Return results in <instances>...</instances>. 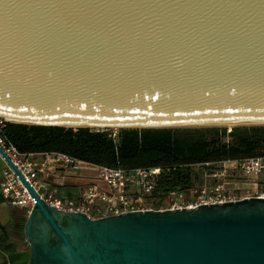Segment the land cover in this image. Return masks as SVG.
Returning <instances> with one entry per match:
<instances>
[{
	"label": "water",
	"instance_id": "95a60500",
	"mask_svg": "<svg viewBox=\"0 0 264 264\" xmlns=\"http://www.w3.org/2000/svg\"><path fill=\"white\" fill-rule=\"evenodd\" d=\"M0 117L264 124V0H0ZM34 198L29 264H264V199L91 219Z\"/></svg>",
	"mask_w": 264,
	"mask_h": 264
},
{
	"label": "built area",
	"instance_id": "2783aa9c",
	"mask_svg": "<svg viewBox=\"0 0 264 264\" xmlns=\"http://www.w3.org/2000/svg\"><path fill=\"white\" fill-rule=\"evenodd\" d=\"M7 123L0 117V148L40 197L63 212L83 213L91 219H101L137 211L195 209L243 199H264V157L215 164L212 172H203L207 178L203 185L172 190L162 201L156 197L160 168L126 171L84 162L62 153L22 154L2 134ZM110 128L113 127H96L94 130L108 132L117 140L118 130ZM0 158L4 163L0 182L3 201L24 208L29 214L35 204L34 198L1 155ZM225 163H230L232 169L228 170L225 165L219 168ZM82 169L91 175L93 181L79 193L64 194L62 190L68 187L66 178ZM238 178H243L244 183ZM148 202L156 203L151 207Z\"/></svg>",
	"mask_w": 264,
	"mask_h": 264
},
{
	"label": "trees",
	"instance_id": "16d2710c",
	"mask_svg": "<svg viewBox=\"0 0 264 264\" xmlns=\"http://www.w3.org/2000/svg\"><path fill=\"white\" fill-rule=\"evenodd\" d=\"M22 154L62 153L99 166L133 171L160 168L156 197L172 190L203 185L196 166L213 171L215 164L264 157V126L226 130L121 128L117 140L91 128H64L7 123L2 131ZM209 164L210 166H207ZM15 228L25 223L12 220ZM7 229V227H3Z\"/></svg>",
	"mask_w": 264,
	"mask_h": 264
},
{
	"label": "rangeland",
	"instance_id": "374dc122",
	"mask_svg": "<svg viewBox=\"0 0 264 264\" xmlns=\"http://www.w3.org/2000/svg\"><path fill=\"white\" fill-rule=\"evenodd\" d=\"M251 126H264V124H236L235 126H229L226 124H212V125H197V126H182V127H167L174 130H226L228 133L236 128H248ZM74 129H78V127H74ZM94 130V128H92ZM111 130H121V128ZM129 129V128H128ZM132 129V128H131ZM227 166L228 170L232 169L230 167V163H225L219 165V168H224L223 166ZM4 167V163L0 158V182H1V172ZM237 170V169H236ZM195 171L197 173H206V168L201 166H196ZM209 172V171H208ZM90 175V174H89ZM87 171L82 169L81 171L72 174L66 178V183H68V189H74L77 191H81L85 187H87L92 181L91 175L89 176ZM203 175V174H202ZM229 180V179H228ZM240 183H244L243 178L237 179ZM208 181H213V179H208ZM233 181V179H232ZM78 187V188H74ZM66 188L63 189L66 191ZM65 191L63 192L65 194ZM163 201V200H162ZM156 202H148V206H154ZM164 203V202H163ZM27 212L24 208L10 206L3 201L0 190V264H15L16 261L20 258L22 252L29 253L30 247L28 241L26 240V236L24 233V227L15 228L13 225H10L14 218V220L20 222H26ZM3 227H7L4 229Z\"/></svg>",
	"mask_w": 264,
	"mask_h": 264
},
{
	"label": "crops",
	"instance_id": "0c3cea01",
	"mask_svg": "<svg viewBox=\"0 0 264 264\" xmlns=\"http://www.w3.org/2000/svg\"><path fill=\"white\" fill-rule=\"evenodd\" d=\"M74 188H78V187H74ZM62 191L64 192L65 190H62ZM79 192L80 190L77 191L74 189L71 190V189L66 188L65 194L71 195V194H76ZM29 263H30V252L29 253L22 252L20 258L16 261L15 264H29Z\"/></svg>",
	"mask_w": 264,
	"mask_h": 264
},
{
	"label": "bare ground",
	"instance_id": "6f19581e",
	"mask_svg": "<svg viewBox=\"0 0 264 264\" xmlns=\"http://www.w3.org/2000/svg\"><path fill=\"white\" fill-rule=\"evenodd\" d=\"M226 125L235 126L236 124L235 123H229V124H226Z\"/></svg>",
	"mask_w": 264,
	"mask_h": 264
}]
</instances>
